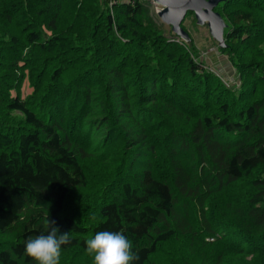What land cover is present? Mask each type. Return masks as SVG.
<instances>
[{"label": "trees", "instance_id": "16d2710c", "mask_svg": "<svg viewBox=\"0 0 264 264\" xmlns=\"http://www.w3.org/2000/svg\"><path fill=\"white\" fill-rule=\"evenodd\" d=\"M148 5L0 0V264H35L24 243L48 219L70 236L59 264H94L81 257L100 231L123 233L134 264H188L192 249L165 253L178 235L197 238L192 264H264V0L214 9L235 91L169 41ZM104 152L98 163L120 158L128 179L108 174L84 222L71 196Z\"/></svg>", "mask_w": 264, "mask_h": 264}, {"label": "rangeland", "instance_id": "374dc122", "mask_svg": "<svg viewBox=\"0 0 264 264\" xmlns=\"http://www.w3.org/2000/svg\"><path fill=\"white\" fill-rule=\"evenodd\" d=\"M149 1L151 2L152 0ZM153 4L147 6L149 19L152 24L158 27L165 37L169 39V41H174L175 36L171 33L170 26L163 24L158 16L163 11V8L156 4H154V6ZM189 14L190 13L186 14L184 20L182 21V25L187 31L189 38L191 39V43L187 44L182 41L179 42L187 45L195 58V61L208 73L212 74L218 80L220 79L219 81L222 82L226 89L231 91L239 89L242 85V75H240L237 68L231 64L230 58L225 53L220 51L217 45L218 43L210 36L207 26H198L196 21L193 19L194 16L191 17ZM25 92L28 93L29 90H25L24 93ZM116 149L117 148L113 149L112 146V150L106 151L109 154H112ZM103 154H106V152L98 154L96 157L93 153L89 154L88 158L83 162V167L87 175L86 178L88 180V184L90 185L87 190L78 192L76 195L74 193L71 196L70 208L77 211V214L84 222H87L85 219H87L89 215V209L92 210V205L101 201L100 189L103 191V187L105 185L104 182L109 177L108 174L113 173L117 175L116 178L118 180L121 179L120 181L128 179L122 177L129 175V173L125 174L126 172L124 171L128 172V170H126V167L123 166L120 158L110 155L106 157L103 164H99L98 157ZM108 170L110 173L107 172ZM178 236L179 237L176 238L178 241L173 242L168 248H166L167 251H165V253H169V255L173 258L172 260L176 261L179 257L180 259L185 258L192 249V255L189 256L188 264H192L195 259L199 260V256L196 253L198 252L197 248H199L197 238L189 235L186 237L180 235ZM204 242H213V239L205 238ZM88 258H93V256L88 254L81 257L83 260ZM63 259H66V257L64 256L62 260ZM158 261L162 264L165 263L161 257H159ZM229 264H262V260L260 258L246 257L245 259L241 258L238 259V261H234Z\"/></svg>", "mask_w": 264, "mask_h": 264}, {"label": "clouds", "instance_id": "9594fccd", "mask_svg": "<svg viewBox=\"0 0 264 264\" xmlns=\"http://www.w3.org/2000/svg\"><path fill=\"white\" fill-rule=\"evenodd\" d=\"M58 233L55 221L48 219L46 233L25 241V255L35 264H59L62 246L71 241L69 232ZM132 248V242L118 231H100L86 241V251L93 256L94 264H134L139 255Z\"/></svg>", "mask_w": 264, "mask_h": 264}, {"label": "water", "instance_id": "95a60500", "mask_svg": "<svg viewBox=\"0 0 264 264\" xmlns=\"http://www.w3.org/2000/svg\"><path fill=\"white\" fill-rule=\"evenodd\" d=\"M225 0H153V3L163 8L158 15L161 22L170 26L172 33L185 43L190 42L188 33L181 28V23L187 13H192L198 26L206 25L210 36L224 47L223 32L225 24L214 9Z\"/></svg>", "mask_w": 264, "mask_h": 264}, {"label": "built area", "instance_id": "2783aa9c", "mask_svg": "<svg viewBox=\"0 0 264 264\" xmlns=\"http://www.w3.org/2000/svg\"><path fill=\"white\" fill-rule=\"evenodd\" d=\"M117 2H118V0H114V1L112 0V4H115V3H117ZM152 2H153V0L151 1V4H153ZM153 5H154V4H153ZM154 6H155V5H154Z\"/></svg>", "mask_w": 264, "mask_h": 264}]
</instances>
